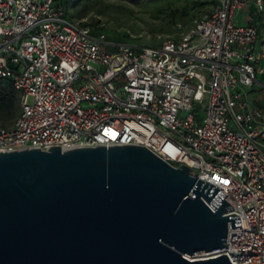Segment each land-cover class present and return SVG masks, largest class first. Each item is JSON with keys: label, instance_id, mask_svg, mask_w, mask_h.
I'll list each match as a JSON object with an SVG mask.
<instances>
[{"label": "built area", "instance_id": "1", "mask_svg": "<svg viewBox=\"0 0 264 264\" xmlns=\"http://www.w3.org/2000/svg\"><path fill=\"white\" fill-rule=\"evenodd\" d=\"M56 1L0 0V78L20 95L0 152L145 147L221 188L224 216H239L227 250L201 257L264 264V35L244 16L261 17L264 0H217L159 46L115 51Z\"/></svg>", "mask_w": 264, "mask_h": 264}, {"label": "water", "instance_id": "2", "mask_svg": "<svg viewBox=\"0 0 264 264\" xmlns=\"http://www.w3.org/2000/svg\"><path fill=\"white\" fill-rule=\"evenodd\" d=\"M196 175L135 145L1 151L0 264H231L194 259L241 228Z\"/></svg>", "mask_w": 264, "mask_h": 264}, {"label": "rangeland", "instance_id": "3", "mask_svg": "<svg viewBox=\"0 0 264 264\" xmlns=\"http://www.w3.org/2000/svg\"><path fill=\"white\" fill-rule=\"evenodd\" d=\"M186 3L185 0H175L172 3L136 5L122 0H67L64 9L71 13L72 18L80 25H88L90 29L106 36V43L111 46L103 45L104 50L115 51V45L132 43L139 46H156L166 37L175 35V26L180 19V15L176 16V9H181ZM212 8L209 4L195 9L192 14L208 15ZM66 17L72 20L69 16ZM253 17L259 22L261 33L264 35V12L261 17L256 14H253ZM262 66L264 67V62ZM12 121L13 119L4 118L0 114V127H9ZM262 144L264 145V142ZM262 150L264 151V147ZM199 258L203 257L194 259Z\"/></svg>", "mask_w": 264, "mask_h": 264}, {"label": "trees", "instance_id": "4", "mask_svg": "<svg viewBox=\"0 0 264 264\" xmlns=\"http://www.w3.org/2000/svg\"><path fill=\"white\" fill-rule=\"evenodd\" d=\"M66 1L67 0H57L56 5L64 7V3ZM122 1H126L136 5H145V4H154V3H164V2L172 3L175 0H122ZM185 1L187 2L185 6H183L181 9H176V11L178 12L176 16L180 15V19L177 20L178 21L176 24L177 26H175L176 32L175 35H172L174 37H176L182 32L187 31L191 27L192 21L195 18L203 17V16L193 15L192 11H194L195 9H200L201 7L209 4L212 5L214 8L217 4V0H185ZM66 15L69 16L71 19H73L71 13L67 12V10H66ZM91 34L93 36H97L100 33L95 32L93 29H91ZM162 42L163 40L160 43H158L156 46H159ZM156 46H146V47H156ZM19 101H20V95L14 89L12 83L9 80L0 78V114L4 116V118L14 120V118L17 116L19 112L18 111Z\"/></svg>", "mask_w": 264, "mask_h": 264}, {"label": "crops", "instance_id": "5", "mask_svg": "<svg viewBox=\"0 0 264 264\" xmlns=\"http://www.w3.org/2000/svg\"><path fill=\"white\" fill-rule=\"evenodd\" d=\"M253 10H252V8L251 9H248V10H246V11H244V16H246V17H248V18H250V19H253V20H255L254 19V17H253ZM254 96H257L256 94H254ZM258 96L259 97H261L262 99H261V102L259 103L260 105H264V94H258Z\"/></svg>", "mask_w": 264, "mask_h": 264}]
</instances>
